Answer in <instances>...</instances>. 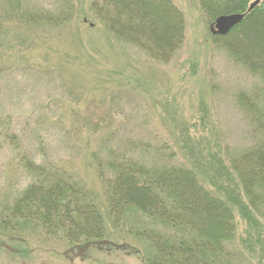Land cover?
Masks as SVG:
<instances>
[{"label": "rangeland", "instance_id": "obj_1", "mask_svg": "<svg viewBox=\"0 0 264 264\" xmlns=\"http://www.w3.org/2000/svg\"><path fill=\"white\" fill-rule=\"evenodd\" d=\"M169 1L182 14L184 39L165 63L109 33L95 12L104 0H18L27 12L65 14L57 27L1 20L0 221L31 184L24 166L31 161L69 173L110 228L93 154L103 143L124 151L129 140L166 142L178 165L229 203L232 194L216 192L228 186L219 170L230 168L225 151L237 154L260 139L238 96L258 99L264 110V83L214 38L198 0ZM258 2L264 9V0ZM211 158L222 159L212 171L219 182L213 187L204 169ZM229 172L228 181L239 187ZM232 210L236 264H264V220L250 210ZM10 228L0 226V264H146L143 246L130 237L71 244L37 227L19 234Z\"/></svg>", "mask_w": 264, "mask_h": 264}, {"label": "trees", "instance_id": "obj_2", "mask_svg": "<svg viewBox=\"0 0 264 264\" xmlns=\"http://www.w3.org/2000/svg\"><path fill=\"white\" fill-rule=\"evenodd\" d=\"M198 1L210 26L220 15H244L226 36L214 38L264 83V9L260 2L250 9L257 0ZM0 2H5L0 35L3 19L55 27L68 19L65 14L27 12L18 0ZM95 12L118 42L155 61L169 62L182 45L183 17L169 0H104ZM252 100L245 93L238 96L239 106L253 114L254 134L260 139L237 154L225 151L240 189L228 181L230 168L219 167L228 186L214 178L212 171L222 159L211 158L204 166L205 176L213 180L211 186L219 185L216 192L232 194L229 203L220 194L214 195L191 169L178 165L166 142L152 146L129 140L124 151L103 143L93 154L107 198L110 228L91 194L69 173L25 161L33 180L3 211L1 229L4 232L10 226V233L19 234L26 226L37 227L71 244L114 239L118 234L143 246L146 264H236L232 207L245 214L250 210L264 220V110L258 99L257 103ZM248 217L257 222L252 215Z\"/></svg>", "mask_w": 264, "mask_h": 264}, {"label": "water", "instance_id": "obj_3", "mask_svg": "<svg viewBox=\"0 0 264 264\" xmlns=\"http://www.w3.org/2000/svg\"><path fill=\"white\" fill-rule=\"evenodd\" d=\"M258 4V0L251 4L250 9ZM244 18L243 14H229L220 15L214 21L213 34L219 36H226L236 25H238Z\"/></svg>", "mask_w": 264, "mask_h": 264}]
</instances>
